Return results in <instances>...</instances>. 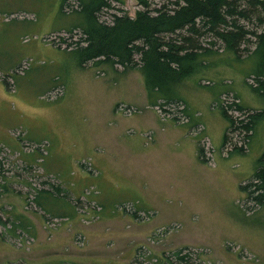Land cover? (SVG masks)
Instances as JSON below:
<instances>
[{
    "label": "rangeland",
    "instance_id": "1",
    "mask_svg": "<svg viewBox=\"0 0 264 264\" xmlns=\"http://www.w3.org/2000/svg\"><path fill=\"white\" fill-rule=\"evenodd\" d=\"M61 4L62 0H0V216L6 221L0 223V264H46L61 260L67 253L73 255L77 252L74 246L83 249L87 245L82 234L73 237V245L72 240H66L73 234L69 229L56 232L68 218L46 216L43 228L34 220L35 227L30 231L18 225H26L31 214L43 212L34 204L35 188L45 187L47 180L57 182L41 166L51 145L44 140L48 135L45 123L56 122L58 112L64 109L69 122L76 124L73 113L78 107L89 106L102 108L107 118L113 101L122 98L130 104L119 105L127 115L137 111L147 114L151 100L157 96L148 90L143 73L136 68L117 65L114 69L109 64L96 66L93 61L81 64L79 54L71 51L80 33L65 31L80 19L67 16ZM114 5L117 9H110V13H122L120 9H124L133 18L143 8L138 0ZM103 19L111 18L105 14ZM216 44V53L208 55L214 58L208 63L202 60L201 66L175 89L174 94L183 99L177 106L186 108L190 121L182 112L171 109L174 114L168 119L179 122L187 131L158 129L167 138L160 151L156 147L155 160L161 162V171L169 174L172 191L165 194L154 182L145 186L147 195L156 194L152 205L159 209L152 225L143 226V230L146 235L157 230L159 236L147 239L156 251L144 248L131 264H141L145 259L142 264H158L161 256L165 264H178V247L182 245L189 246L186 253L193 255L196 264H264V204L250 202L244 189L262 165L264 116L257 121L252 139L230 133L231 142L225 145L229 121L223 112V107L231 103L233 109L227 108L238 119L264 112V96L247 84L253 81L248 74L256 68L255 59H249L255 44L244 50L247 45L242 43L237 52L225 41ZM238 104L247 108L243 115L235 110ZM47 112L53 113L52 119L45 118ZM158 113L161 115L160 110ZM71 129L76 133L75 126ZM140 129L145 127L137 124L135 132ZM51 141L55 148L56 137ZM36 151L40 156L33 163L31 155ZM64 157L65 164L71 166L72 156ZM83 164L93 170L90 158ZM90 192L85 189V193ZM75 199L81 213L90 214L88 207H99L86 197L80 202ZM149 205L145 200L142 208ZM15 211L23 214L17 216ZM148 216L145 213V218ZM93 218L86 222L81 217V222L91 225L98 221L97 216ZM49 230L55 231L51 239ZM167 234L170 239L156 240ZM159 244L173 249L164 255L165 250L162 253L157 248Z\"/></svg>",
    "mask_w": 264,
    "mask_h": 264
},
{
    "label": "trees",
    "instance_id": "2",
    "mask_svg": "<svg viewBox=\"0 0 264 264\" xmlns=\"http://www.w3.org/2000/svg\"><path fill=\"white\" fill-rule=\"evenodd\" d=\"M162 1L159 4L156 0H138L143 8L133 18L124 9H120L122 13L109 12L116 8L114 3L122 4L124 0H62L61 10L67 16L76 15L80 19L65 29L70 33H80L71 51L79 54L83 65L93 61L96 66L103 64L107 67L105 64H109L116 69L121 65L140 70L148 90L157 95L151 103L169 116L174 114L173 111L182 112L190 121L186 108L177 106L183 99L174 94L176 87L201 66L202 60L209 62L214 58V55H208L216 53L214 47L219 40L225 41L236 52L242 43L247 45L244 50H250V45L255 44L249 59H255L256 68L248 74L253 81L247 84L264 96V0ZM105 14H109L111 19H103ZM228 106L233 109L232 103ZM228 106L223 107L229 121L225 145L231 142L230 133H239L240 137L248 135L247 138L252 139L256 123L264 112H253L238 119ZM245 109L239 104L235 107L242 115ZM200 149L202 152L201 145ZM261 164L252 182L244 186L249 201L257 205L264 204V157ZM45 184V187L34 191V204L45 214L49 208L76 207V199L62 194L55 182L47 180ZM77 201L80 202V197ZM93 210L100 214L96 208ZM0 223L6 224L2 216ZM18 225L23 231H30L29 226L19 222ZM178 255V264H196L192 254Z\"/></svg>",
    "mask_w": 264,
    "mask_h": 264
},
{
    "label": "crops",
    "instance_id": "3",
    "mask_svg": "<svg viewBox=\"0 0 264 264\" xmlns=\"http://www.w3.org/2000/svg\"><path fill=\"white\" fill-rule=\"evenodd\" d=\"M102 70L107 71L105 68ZM80 94L81 92L77 95L78 102ZM120 104L128 103L123 98L113 101L107 118H104L102 108L78 107L73 113L76 124L69 122L67 111L62 109L58 112L60 117L56 122L49 120L44 125L48 134L44 140L51 144L49 153L45 157L42 155L44 160L41 166L45 173L56 178L55 183L60 187L61 193L67 194L70 199L81 197L86 188L95 185L99 193L90 195V198L96 199L102 206L100 219L91 225L81 222L83 213L73 205L60 210L48 207V214L41 208L42 213H37L36 216L31 214L32 217L27 218L26 225L31 229L35 227L34 220L42 227L46 216L67 217L69 221L56 232H67L69 229L70 234H73L66 240H72L73 245H76L73 237L77 234L84 235L87 240L85 248L74 246L77 252L73 255L67 253L66 256H61V260H49L46 264H131L141 251V245L148 243V237L156 232L152 230L146 235L143 230V226L152 225L151 220L159 209L152 205L156 194L147 195L145 186L154 182L156 188L164 190L165 194L172 191L169 174L163 173L161 162L155 160L156 147L160 151V146L166 144L164 138H167L166 134H159L158 129L164 132L172 127L180 130L183 128L184 131L187 128L173 119L162 118L152 103L149 105V113L137 111L130 116L119 109ZM52 115L53 113L47 112L45 118L52 119ZM125 122L127 123L124 124ZM137 124L145 129L135 132ZM72 126L76 127V133L72 132ZM193 129L194 127L190 132ZM53 137L58 142L56 149L53 148L55 140L51 141ZM66 154L72 156L71 166L65 164ZM31 156V162L35 163L40 153L36 151ZM88 158L91 159L93 170H88L83 164ZM94 170L97 172L94 173ZM145 200L150 203L148 208H142ZM147 212L150 215L145 218ZM14 214L20 216L23 213L15 211ZM161 227L164 225L158 228ZM54 233V230H49L48 237L51 239ZM171 235L161 236V241L170 239ZM157 248L163 249L162 253L165 250L164 254L173 249L160 244Z\"/></svg>",
    "mask_w": 264,
    "mask_h": 264
},
{
    "label": "bare ground",
    "instance_id": "4",
    "mask_svg": "<svg viewBox=\"0 0 264 264\" xmlns=\"http://www.w3.org/2000/svg\"><path fill=\"white\" fill-rule=\"evenodd\" d=\"M257 70H258V69H257ZM126 202H127V201H126ZM134 205H135V204H134ZM101 211H102V210H101ZM93 219H94V218H93ZM58 225H59V224H58ZM147 256H148V255H147ZM147 256H146V257H147ZM155 256H156V255H155ZM150 257H151V256H150ZM152 257H153V256H152ZM145 260H146V259H145ZM145 260H143V261H145ZM163 260H164V259H163ZM143 261H142V262H143ZM158 261H159V260H158ZM142 262H141V264H142ZM148 262H149V261H148ZM150 262H151V261H150ZM156 262H157V261H156ZM156 262H154V263H156ZM160 262H161V261H160ZM160 262H159V264H160ZM134 264H135V263H134ZM156 264H157V263H156Z\"/></svg>",
    "mask_w": 264,
    "mask_h": 264
},
{
    "label": "built area",
    "instance_id": "5",
    "mask_svg": "<svg viewBox=\"0 0 264 264\" xmlns=\"http://www.w3.org/2000/svg\"><path fill=\"white\" fill-rule=\"evenodd\" d=\"M86 222H88V220H86Z\"/></svg>",
    "mask_w": 264,
    "mask_h": 264
}]
</instances>
